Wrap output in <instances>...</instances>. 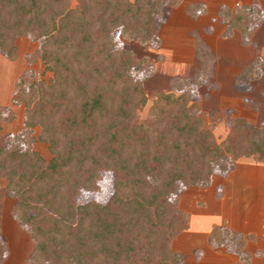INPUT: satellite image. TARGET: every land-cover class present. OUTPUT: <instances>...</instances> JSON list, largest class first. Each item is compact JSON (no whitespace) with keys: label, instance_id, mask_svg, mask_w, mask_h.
Masks as SVG:
<instances>
[{"label":"trees","instance_id":"obj_1","mask_svg":"<svg viewBox=\"0 0 264 264\" xmlns=\"http://www.w3.org/2000/svg\"><path fill=\"white\" fill-rule=\"evenodd\" d=\"M167 1L0 0V52L13 59L16 39L30 35L39 45L29 61L51 73L17 86L12 99L23 106L24 128L10 136L0 125V185L33 242L24 264H181L171 241L188 216L171 195L180 185H207L216 167L227 171L239 156L264 158V126L232 118L218 143L185 94L162 108L157 123L139 121L147 101L139 76L150 64L113 34L119 29L133 41H158ZM222 12L229 16L227 33L237 28L244 39L254 6ZM198 54L206 66L209 50L199 46ZM258 61L237 79L256 77ZM11 116L0 106V121ZM37 140L48 145V160L31 148ZM102 171L113 176L108 200L77 203ZM227 238L247 261L242 235L212 227L211 242ZM5 252L0 236V264Z\"/></svg>","mask_w":264,"mask_h":264},{"label":"rangeland","instance_id":"obj_2","mask_svg":"<svg viewBox=\"0 0 264 264\" xmlns=\"http://www.w3.org/2000/svg\"><path fill=\"white\" fill-rule=\"evenodd\" d=\"M242 4L254 6L255 14L244 39L237 28L227 33L229 16L225 18L222 12ZM161 13L158 41H133L119 29L113 34L119 46L145 57L150 64L139 76L147 97L137 112L139 121L157 123L162 108L178 104L185 94L193 110L204 115L218 143L226 137L232 118L264 126V0H168ZM15 44L13 59L0 52V106L12 113L0 125L1 133L10 136L24 128L23 106L12 99L17 86L27 88L34 80L51 76L39 60L29 61L39 40L26 35L18 37ZM199 46L209 50L206 66L198 54ZM256 59L258 75L239 81L241 70ZM38 133L36 126L32 134ZM31 148L46 160L51 157L45 142L34 141ZM112 192L113 176L102 171L96 188L81 190L76 201L104 203ZM170 199L188 216L187 227L171 241V247L183 255L181 264H264V158L239 156L227 171L216 167L207 185H180ZM13 204L14 199L0 185V236L6 247L1 264H24L33 245L12 215ZM213 226L242 235L248 260L239 257L228 238L222 245L211 242Z\"/></svg>","mask_w":264,"mask_h":264}]
</instances>
